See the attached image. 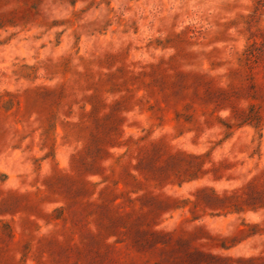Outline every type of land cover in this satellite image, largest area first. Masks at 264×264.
I'll use <instances>...</instances> for the list:
<instances>
[{"label":"rangeland","instance_id":"rangeland-1","mask_svg":"<svg viewBox=\"0 0 264 264\" xmlns=\"http://www.w3.org/2000/svg\"><path fill=\"white\" fill-rule=\"evenodd\" d=\"M0 264H264V0H0Z\"/></svg>","mask_w":264,"mask_h":264}]
</instances>
